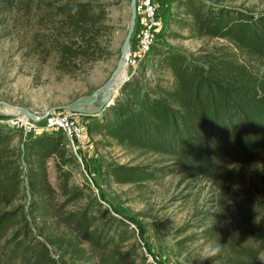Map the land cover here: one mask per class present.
<instances>
[{
    "label": "trees",
    "instance_id": "obj_1",
    "mask_svg": "<svg viewBox=\"0 0 264 264\" xmlns=\"http://www.w3.org/2000/svg\"><path fill=\"white\" fill-rule=\"evenodd\" d=\"M179 6L182 12L175 14L174 23L181 28L196 36L229 38L264 63V12L200 0H180ZM35 7L52 16L40 20L38 41L48 47L43 59L55 55L60 74L74 76L83 65L108 54L102 37L110 27L103 5L62 0L35 6L34 0H24L23 16H32ZM157 68L170 80L162 78L153 93L144 91L133 104L109 106L90 127L121 147L169 155L184 170L216 171L228 161L247 163L260 157L264 71L228 55L195 63L173 48L164 51ZM14 132L0 124V264H157L128 220L70 183L68 165L75 157L68 156L62 133L27 138L26 194L19 150L11 142ZM50 157L60 192L48 180ZM107 172L115 183L135 184L156 180L168 170L109 162ZM80 199L84 203L77 205Z\"/></svg>",
    "mask_w": 264,
    "mask_h": 264
},
{
    "label": "rangeland",
    "instance_id": "obj_2",
    "mask_svg": "<svg viewBox=\"0 0 264 264\" xmlns=\"http://www.w3.org/2000/svg\"><path fill=\"white\" fill-rule=\"evenodd\" d=\"M51 1L62 0H34V3L36 6ZM90 1L105 7V23L110 29L102 40L108 54L83 65L76 75L71 76L55 70L54 54L43 59L42 54L48 51V47L39 45L40 20L51 18L50 13H42L35 7L32 16H23L21 5L24 0H0L1 101L42 114L79 96L91 94L104 84L118 62L128 31L130 0ZM200 1L216 7L264 12V0ZM179 4L180 0H158L162 23L152 45L143 55L132 46L131 40L134 41L138 29V26L134 27L130 39L131 61L110 106L117 102L133 104L144 91L153 93L156 82L164 83L162 78L170 80L158 73L157 68L168 48L185 53L195 63L212 56L228 55L250 69L264 71V63L257 56L231 39L196 36L174 23L175 14L181 15L182 12ZM101 114L82 116L86 172L66 148L72 158L68 165L70 183L90 192L110 211L128 220L139 232L137 239L151 261L157 264H264L261 261L264 259V152L251 162L228 161L216 171L184 170L169 155L124 148L93 130L90 124ZM14 133L11 142L19 150L22 187L28 194L27 139L16 131ZM109 162L162 167L168 173L142 183H115L107 172ZM47 173L50 184L60 192L53 157L48 158ZM84 200L80 199L76 204H83ZM75 206L69 205L68 208ZM217 244L222 249L217 257L199 258Z\"/></svg>",
    "mask_w": 264,
    "mask_h": 264
},
{
    "label": "built area",
    "instance_id": "obj_3",
    "mask_svg": "<svg viewBox=\"0 0 264 264\" xmlns=\"http://www.w3.org/2000/svg\"><path fill=\"white\" fill-rule=\"evenodd\" d=\"M136 12V35L129 44L127 60L131 61V44L136 48V52L143 55L152 45L155 34L158 31L162 20L159 16L158 0H135ZM128 62V63H129ZM3 104H0V124L8 125L23 138L37 135L41 132L58 131L62 133L65 148L72 152V155L83 167L86 172L84 158L85 129L82 123V116L69 110L52 111L42 120L29 118L21 110L14 108V111L2 110ZM43 121V123H40ZM74 153V154H73ZM85 167V168H84Z\"/></svg>",
    "mask_w": 264,
    "mask_h": 264
},
{
    "label": "water",
    "instance_id": "obj_4",
    "mask_svg": "<svg viewBox=\"0 0 264 264\" xmlns=\"http://www.w3.org/2000/svg\"><path fill=\"white\" fill-rule=\"evenodd\" d=\"M130 11H131L130 24L121 45V51L118 58V62L115 68L110 73L107 80L104 82V84L101 87L94 90L91 94L79 96L68 104L51 108L42 114L32 112L24 106H20V105H13V106L21 110L29 118L34 120H42L54 110H69L78 113L80 116H98L103 111H105L110 106L114 97L116 96L118 92V88L122 85L120 84L118 88H116L118 76L120 75L122 69L126 66L127 63V55L129 51L130 39L132 37L135 27V19H136L135 0H130ZM0 104H9V103L0 100Z\"/></svg>",
    "mask_w": 264,
    "mask_h": 264
},
{
    "label": "bare ground",
    "instance_id": "obj_5",
    "mask_svg": "<svg viewBox=\"0 0 264 264\" xmlns=\"http://www.w3.org/2000/svg\"><path fill=\"white\" fill-rule=\"evenodd\" d=\"M128 62L129 60H127V63H126V66L122 69L120 75L118 76V81H117V86L116 88H118V86L120 84H122L126 74H127V68H128ZM127 67V68H126ZM119 90V89H118ZM16 107H14L13 105H9V104H3L2 106V110H5V111H14Z\"/></svg>",
    "mask_w": 264,
    "mask_h": 264
},
{
    "label": "clouds",
    "instance_id": "obj_6",
    "mask_svg": "<svg viewBox=\"0 0 264 264\" xmlns=\"http://www.w3.org/2000/svg\"><path fill=\"white\" fill-rule=\"evenodd\" d=\"M222 249L219 244L215 245L214 247H211L206 253L199 256L201 259H206L209 257H217L221 253ZM261 261H264V259H261Z\"/></svg>",
    "mask_w": 264,
    "mask_h": 264
}]
</instances>
